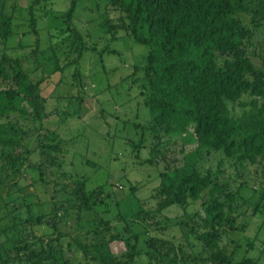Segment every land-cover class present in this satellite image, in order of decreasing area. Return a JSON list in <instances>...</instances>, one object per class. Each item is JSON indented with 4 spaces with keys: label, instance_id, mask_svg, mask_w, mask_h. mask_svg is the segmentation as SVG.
<instances>
[{
    "label": "rangeland",
    "instance_id": "374dc122",
    "mask_svg": "<svg viewBox=\"0 0 264 264\" xmlns=\"http://www.w3.org/2000/svg\"><path fill=\"white\" fill-rule=\"evenodd\" d=\"M0 4V10L12 17L5 53L22 59L33 81L44 79L39 89L45 102L39 120L30 117L31 108L25 117H0V142H8L0 150L18 158L17 172L0 183L1 264H54V257L63 264L62 253L71 264H100L80 249L93 237L85 233L86 213L79 216L83 223H76L81 180L84 193L100 185L113 186L118 205L110 214L117 210L143 233L140 240L168 251L176 264L231 252L237 260L250 256L264 264V199L259 200L264 160L240 167L219 151L202 153L200 170H222L218 178L226 183L224 190L235 194L225 214L242 225L230 229L221 222L213 249L195 238L203 226L200 205L207 198L205 192L184 208L170 206L159 215L140 213L137 218V212L154 205L150 193L159 172L177 166L195 145L183 144L181 134H162L153 142L149 110L140 94L149 45L135 42L117 26L118 10L106 0H0ZM69 33L80 37H74L75 45ZM235 109L237 114L241 107L236 104ZM147 158L152 164L145 162ZM0 162L5 165L3 159ZM30 216L40 220L30 221ZM109 227L104 239L116 233ZM108 247L114 258L127 260L122 241L112 240ZM145 250L138 244L132 257L135 264H149ZM31 251L37 255L29 256Z\"/></svg>",
    "mask_w": 264,
    "mask_h": 264
},
{
    "label": "trees",
    "instance_id": "16d2710c",
    "mask_svg": "<svg viewBox=\"0 0 264 264\" xmlns=\"http://www.w3.org/2000/svg\"><path fill=\"white\" fill-rule=\"evenodd\" d=\"M106 1L119 12L117 26L121 25L135 42L149 45L141 68L144 80L140 94L149 110L147 124L153 142L162 134H181L183 144L195 145L183 153L177 166L159 172V181L150 193L154 205L137 212V218L140 213L159 215L170 206L184 208L205 192L207 198L200 205L203 226L195 238L206 249H213L217 246L216 230L221 222L226 221L230 229L242 225L234 224L225 214L224 209L235 199V194L224 190L226 183L218 178L222 170L209 169L204 173L200 170L202 153L219 151L240 167L264 160V0ZM11 18L0 10V117H25L31 108L30 117L39 120L44 115L45 102L39 89L44 79L33 81L23 69L22 59L5 53ZM70 35H73L71 44L75 45V39L80 37ZM236 104L241 107L237 114L233 112ZM49 147L57 150L55 145ZM149 154L154 155V148H150ZM1 159L5 165L0 162V183L13 176L18 168V158L3 150H0ZM145 162L152 164L149 158ZM83 181L77 182L83 196L76 206V223L81 225L83 219L79 216L86 213L85 233H92L93 237L80 245V249L90 252V259L100 264H135L134 250L142 244L149 264H176L168 251L158 250L147 239L140 240L143 233L126 223L117 210L110 214L111 207L118 205L113 186L100 185L84 193ZM263 199L264 188L259 200ZM54 215L59 217L60 213ZM28 220L38 222L40 218L30 216ZM109 225L116 233L104 239L103 233L109 231ZM117 239L128 252L123 262L114 258L108 247L110 241ZM40 251L43 255L47 253ZM31 255L37 253L31 251ZM52 259L54 264L59 263L55 257ZM60 259L64 260L63 264H71L64 253ZM194 264L259 262L250 256L237 260L231 252L211 255Z\"/></svg>",
    "mask_w": 264,
    "mask_h": 264
}]
</instances>
